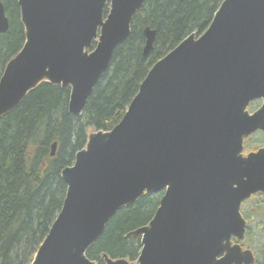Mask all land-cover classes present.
I'll list each match as a JSON object with an SVG mask.
<instances>
[{
	"label": "water",
	"instance_id": "obj_1",
	"mask_svg": "<svg viewBox=\"0 0 264 264\" xmlns=\"http://www.w3.org/2000/svg\"><path fill=\"white\" fill-rule=\"evenodd\" d=\"M144 1L17 0L24 43L0 76V117L42 82L69 87L68 112L80 115ZM8 28L0 0V35ZM142 34L146 57L156 30ZM258 98L264 0H223L201 35L189 34L152 65L120 121L90 132L61 170L65 197L30 264H96L86 251L108 221L159 192L151 220L129 233L140 235L137 259L103 254L105 264H254L240 245V209L264 192V148L242 154L243 140L264 130V105L247 110ZM56 149L53 142L50 156Z\"/></svg>",
	"mask_w": 264,
	"mask_h": 264
},
{
	"label": "trees",
	"instance_id": "obj_2",
	"mask_svg": "<svg viewBox=\"0 0 264 264\" xmlns=\"http://www.w3.org/2000/svg\"><path fill=\"white\" fill-rule=\"evenodd\" d=\"M1 1L10 25L0 35V74L24 43L17 0ZM218 4L217 0L146 2L133 17L129 38L115 49L79 116L68 112V88L41 83L0 117V264H30L65 197L60 171L83 148L88 132L115 126L155 61L203 25ZM145 26L155 29L156 37L152 51L143 57ZM95 45L93 41L91 49ZM53 142L58 150L51 157ZM160 197V193L144 194L120 209L86 251L88 259L96 264H105L103 254L136 259L140 239L128 233L150 221ZM258 210L262 212L264 207Z\"/></svg>",
	"mask_w": 264,
	"mask_h": 264
},
{
	"label": "flooded vegetation",
	"instance_id": "obj_3",
	"mask_svg": "<svg viewBox=\"0 0 264 264\" xmlns=\"http://www.w3.org/2000/svg\"><path fill=\"white\" fill-rule=\"evenodd\" d=\"M148 1H151V0H145L144 2H143V4H142V6L139 8V9H141L145 4H146V2H148ZM218 2H219V4L217 5V7L215 8V9H213L212 10V12H211V14L209 15V19L206 21V22H204L203 23V25H201L197 30H194V31H192L191 33H194V34H196L197 36H199V35H201L206 29H207V27L209 26V24H210V22H211V20H212V17H213V15H214V13L216 12V10L218 9V7H219V5L221 4V2L223 1V0H217ZM2 3H3V5H4V8H5V14L8 16V14H7V11H6V6H5V3L2 1ZM17 6H18V8H19V5H18V3H17ZM106 7L108 8V5H106ZM105 7V9H104V13H106L107 11V8ZM138 9V10H139ZM137 10V11H138ZM136 11V12H137ZM136 14V13H135ZM135 14H134V16H135ZM8 18H9V16H8ZM19 19H20V8H19ZM20 22H21V20H20ZM9 25H10V19H9ZM7 32V31H6ZM5 32V33H6ZM190 33V34H191ZM143 35V34H142ZM144 37V36H143ZM155 37H156V35H155ZM187 37V36H186ZM184 39V38H183ZM182 39V40H183ZM181 40V41H182ZM154 41H155V39H154ZM180 41V42H181ZM179 42V43H180ZM178 43V44H179ZM153 44H154V42H153ZM177 44V45H178ZM143 46H144V44H143ZM175 47V46H174ZM173 47V48H174ZM143 48V47H142ZM172 48V49H173ZM21 49V48H20ZM152 49H153V47H152ZM171 49V50H172ZM170 50V51H171ZM152 51V50H151ZM150 51V52H151ZM170 51H168V52H170ZM19 52V51H18ZM17 52V53H18ZM149 52V53H150ZM167 52V53H168ZM16 53V54H17ZM166 53V54H167ZM15 54V55H16ZM165 54V55H166ZM14 55V56H15ZM164 55V56H165ZM13 56V57H14ZM13 57H11V58H13ZM10 58V59H11ZM162 58V57H161ZM9 59V60H10ZM9 60L8 61H6V63L3 65V68H2V71H1V74H2V72H3V70H4V68H5V66L7 65V63L9 62ZM159 60V59H158ZM156 62V61H155ZM1 74H0V76H1ZM42 83H47V82H42ZM41 84V83H40ZM39 84V85H40ZM49 84V83H48ZM51 85V84H50ZM53 86V85H52ZM96 86V85H95ZM38 87V86H37ZM36 87V88H37ZM58 87H60V86H58ZM35 88V89H36ZM68 89H69V87H67ZM67 88H65V89H67ZM62 89V88H61ZM69 93H70V89H69ZM68 98H69V96H68ZM88 101V100H87ZM87 103V102H86ZM264 105V98H258V99H256V100H254V101H252V102H250L249 104H248V106H247V110H248V112L251 114V113H253V112H256V111H258V110H260L261 108H262V106ZM67 106H68V103H67ZM254 107V108H253ZM85 108V107H84ZM68 109V108H67ZM251 109V110H250ZM84 110V109H83ZM83 112V111H82ZM81 112V113H82ZM80 113V114H81ZM79 116V115H78ZM257 138L255 141H254V143L253 144H251L250 142L252 141V138ZM87 139V138H86ZM86 143V142H85ZM84 146H85V144H84ZM84 146H83V148H84ZM82 148V149H83ZM264 148V130H262V129H258V130H256L254 133H252L250 136H248L247 138H245L244 140H243V151H242V154H243V156H246L248 153H250V152H258L259 150H261V149H263ZM57 150H58V146H57V149H56V152H57ZM74 156H75V154L72 156V159H71V161H70V163H69V165H71L72 163H73V161H74ZM51 157H53V156H51ZM68 166V165H67ZM60 173H61V171H60ZM163 193L164 192H162V193H160L161 195H163ZM254 196H256V197H259L260 198V201H261V207H264V192H257V193H255V194H253L248 200H246V201H244V202H242V204H241V207H242V205L245 203V202H247V201H249L252 197H254ZM161 198V197H160ZM160 200V199H159ZM151 220V219H150ZM246 220V219H245ZM246 223H247V225H246V232H247V226H248V222L246 221ZM144 226V225H143ZM139 228V227H138ZM137 229V228H136ZM135 230V229H134ZM133 231V230H132ZM131 232V231H130ZM129 232V233H130ZM129 233H128V235H129ZM130 236H133V235H130ZM136 236H138L139 237V239H140V235H136ZM135 236V237H136ZM246 239V233H245V238H244V240ZM244 240H242L241 242H240V245L242 246V248L243 249H246V248H244L243 247V242H244ZM233 242H235V240L233 239ZM140 245H141V243H140ZM141 249V248H140ZM140 252V251H139ZM254 254V253H253ZM139 255V254H138ZM138 257V256H137ZM254 258H255V256H254ZM137 259V258H136ZM136 259H134V260H131V261H135ZM130 260V259H129ZM256 263V258H255V262H254V264Z\"/></svg>",
	"mask_w": 264,
	"mask_h": 264
},
{
	"label": "rangeland",
	"instance_id": "obj_4",
	"mask_svg": "<svg viewBox=\"0 0 264 264\" xmlns=\"http://www.w3.org/2000/svg\"><path fill=\"white\" fill-rule=\"evenodd\" d=\"M256 139V137H253L250 143L253 144ZM260 206V198L254 196L241 207V214L248 222L243 247L254 253L256 264H261L264 259V210L256 212V209H259Z\"/></svg>",
	"mask_w": 264,
	"mask_h": 264
},
{
	"label": "bare ground",
	"instance_id": "obj_5",
	"mask_svg": "<svg viewBox=\"0 0 264 264\" xmlns=\"http://www.w3.org/2000/svg\"><path fill=\"white\" fill-rule=\"evenodd\" d=\"M117 213V212H116Z\"/></svg>",
	"mask_w": 264,
	"mask_h": 264
}]
</instances>
